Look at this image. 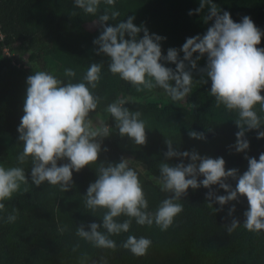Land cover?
<instances>
[{"label":"clouds","instance_id":"clouds-1","mask_svg":"<svg viewBox=\"0 0 264 264\" xmlns=\"http://www.w3.org/2000/svg\"><path fill=\"white\" fill-rule=\"evenodd\" d=\"M101 4L109 6L100 12ZM116 0H74V6L85 14L97 16L94 26L100 29L99 36L93 40L98 46L95 54L107 57L108 71L120 80L131 85L137 93L162 89L172 102L186 101L193 91V72L199 75V84L211 81L210 95L217 107L224 106L229 112H235L234 120L239 129L235 133L236 141L229 148L236 153H245L247 170L238 174V169H225L222 157L215 159L199 155L196 150L178 151L173 141L165 138L167 151L165 160L179 158L180 163L159 164V175L153 177L165 198L155 211L149 210V203L140 179L142 167L130 166L131 159L121 157L118 163L99 161L102 142L113 129L118 135L129 138L137 146L147 143L146 122L139 110L130 111L126 103L137 102L134 97H119L103 109L106 117L101 119L97 109L101 97L96 94L102 80L104 61L91 63L82 78L73 82L77 72L73 68L64 69L67 82L50 71H36L26 79V95L23 103V116L17 128L18 142L23 148L16 161L18 165L31 162L30 181L35 186L47 183L58 186L61 192H67L73 185V171L80 172L85 166L97 165L95 182L90 183L84 195V205L95 214L103 211L102 224L81 223L75 229V235L93 248L117 251L118 247L128 250L135 257L147 255L152 240L144 236L137 238L128 235L119 246L112 239L121 233H129L133 220L139 226L152 227L167 231L175 223L183 210L181 203L187 196V190L200 187L209 189L205 196L207 205L213 203L214 213L223 210V206L232 201L239 202L241 197L247 200L248 208L243 213L242 226L248 232L259 235L264 232V153L257 160L247 156L249 141L245 133L257 130V139L264 138V48L261 43L262 31L250 17L244 16L241 22H234L228 11H222L212 0H199L200 13L206 6L204 22L212 21L210 27L201 36L186 38L177 50L169 48L162 54L161 41L166 37L150 34L141 24L133 23L135 16L126 21L107 25L108 21H117L120 12L115 9ZM189 15H193L190 10ZM143 33L142 37L139 36ZM127 37V38H126ZM183 53L180 58L179 53ZM197 55L193 58V54ZM207 57L204 67L198 68V61ZM166 63L175 65V69L166 67ZM193 109L197 107L192 104ZM94 114L95 119H94ZM114 121V128L107 123ZM192 139L205 140L204 133L189 130ZM188 159L185 164L184 159ZM59 161H67L60 163ZM202 176L203 179L198 180ZM235 181V188L229 181ZM29 179L22 166L5 167L0 165V213H6L5 201L12 200L16 194L28 192ZM22 185L25 186L22 189ZM217 185L226 195H216L212 186ZM170 194V195H168ZM235 212V204L228 210V216ZM18 210L0 216L5 224H13L18 219ZM121 217L126 219L120 220ZM241 223L232 218L225 225L231 235ZM63 234L66 226L60 227ZM79 242L72 246L76 252ZM87 253L80 256V264H87ZM104 261V258L101 257ZM92 264H97L93 261ZM106 264V261H104Z\"/></svg>","mask_w":264,"mask_h":264},{"label":"trees","instance_id":"trees-1","mask_svg":"<svg viewBox=\"0 0 264 264\" xmlns=\"http://www.w3.org/2000/svg\"><path fill=\"white\" fill-rule=\"evenodd\" d=\"M222 11H228L234 22H241L248 16L264 33V0H212ZM105 7L101 4L100 12ZM199 7V0H116L115 9L120 12L117 21H108L114 25L118 21H126L129 16H135L133 23L143 24L150 34L166 37L161 41L162 54L166 55L169 48L179 50L186 38L203 35L212 21L204 22L207 15L206 6L200 13L194 10ZM193 15H189V11ZM97 16L85 14L74 6V0H0V34L2 41L0 49H9L17 43L28 40L32 34H40L48 40L47 48L36 58L38 69L53 72L66 82L65 68H73L77 76L73 82L80 80L88 66L93 62L104 61L102 80L95 90L101 97L97 113L115 99L123 96L136 99L150 93L165 94L162 89L152 92L137 93L131 85L120 80L118 76L108 71L107 57L95 54L98 46L93 40L100 34L98 26L92 31L86 28L93 24ZM143 33L139 36L142 37ZM127 38V37H126ZM264 48V35L258 45ZM180 58L183 53H179ZM197 54L194 53L195 58ZM207 57L198 61V67H204ZM166 67L175 69V65L166 63ZM28 75L17 71L10 61H0V165L5 167L22 166L25 168L28 192L14 195L12 200L5 201L6 216L13 208L18 210V219L13 224H5L0 219V264H80V256L87 253V264L96 261L97 264H264V232L259 235L248 232L242 226L243 213L248 204L245 197L239 202L232 201L223 206V210L214 213L213 208H220L213 203V208L207 205L205 199L209 189L200 187L197 190L189 188L187 196L183 197L184 210L176 217L175 223L167 231L152 227L139 226L133 220L129 233L113 236L119 246L128 235L137 238L144 236L152 240V246L147 255L135 257L123 248L115 252L93 248L75 235V229L81 223L87 225L95 222L102 224L103 211L93 214L84 205V195L90 183L97 179V165L85 166L80 172L73 171V187L67 192H61L59 187L44 183L40 186L31 184V162L18 165L17 155L22 152L23 144L18 142L17 128L23 116V103L26 95V79ZM193 91L187 97L190 108L163 106L154 104L126 103L124 107L130 111L139 110L146 122L147 143L137 146L127 138H121L118 131L102 142L99 161L118 163L121 157L131 159L130 166L142 167L150 177L159 175V164L167 162L170 165L180 163L179 158L165 160L164 153L168 150L165 138L173 141V148L178 151L193 149L201 156L210 158L222 157L225 169H238L242 175L248 167L245 153H236L234 145L235 133L239 131L234 120L235 112H229L223 105L217 107L215 99L210 95L211 81L207 84L196 82L193 76ZM264 95V92H261ZM197 107L193 109L192 104ZM264 116V113L260 114ZM108 124L114 128V121L108 118ZM189 130L204 133L205 140L189 137ZM260 130H264L261 126ZM257 130L245 133L249 141L248 157L257 160L264 153V138L257 139ZM67 161H59L65 163ZM187 164V158L183 161ZM140 175L141 182L149 203V210L155 211L166 194L159 186ZM203 179L202 176L198 180ZM235 188V181H229ZM22 185V189H23ZM216 195H226L217 185L212 186ZM170 195V194H168ZM235 204V212L228 216L229 208ZM232 218H236L241 226L231 235L225 230ZM126 219L121 217L120 220ZM66 226L63 234L60 227ZM79 242L80 248L73 252L72 246ZM104 258V261L101 260Z\"/></svg>","mask_w":264,"mask_h":264},{"label":"rangeland","instance_id":"rangeland-1","mask_svg":"<svg viewBox=\"0 0 264 264\" xmlns=\"http://www.w3.org/2000/svg\"><path fill=\"white\" fill-rule=\"evenodd\" d=\"M86 28L92 31L94 28L93 24H87ZM2 35L0 34V39ZM48 40L45 39L40 34H32V36L23 43H17L13 46H9V49H0V61L7 60L10 64L14 66L17 71L24 72L28 76L33 75L34 72L39 71L38 65L36 63V58L40 56L44 50L47 48ZM194 58V56H193ZM199 68V67H198ZM193 76H196L199 80V75L196 71L193 72ZM138 104H154L156 107L161 108L163 106L172 107H185L190 108L186 101L172 102L171 99L166 94L160 93H150L145 97L136 99ZM94 115V114H92ZM99 117L104 119L106 113H99ZM95 119V115H94ZM108 123V121H107ZM144 176L148 177L151 181H154L146 172H143Z\"/></svg>","mask_w":264,"mask_h":264},{"label":"built area","instance_id":"built-area-1","mask_svg":"<svg viewBox=\"0 0 264 264\" xmlns=\"http://www.w3.org/2000/svg\"><path fill=\"white\" fill-rule=\"evenodd\" d=\"M2 41V38L0 39V42ZM5 49V48H4ZM12 64H13V62H12Z\"/></svg>","mask_w":264,"mask_h":264}]
</instances>
